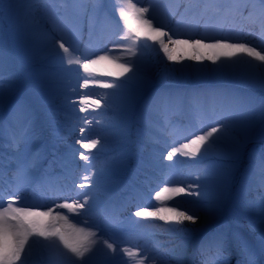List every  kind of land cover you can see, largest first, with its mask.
I'll list each match as a JSON object with an SVG mask.
<instances>
[{
  "label": "bare ground",
  "instance_id": "6f19581e",
  "mask_svg": "<svg viewBox=\"0 0 264 264\" xmlns=\"http://www.w3.org/2000/svg\"><path fill=\"white\" fill-rule=\"evenodd\" d=\"M99 1L98 10L85 9L86 15L93 17L89 23L93 25L95 20L100 18L102 9L111 10L123 5L126 9L121 19L131 38L128 40L123 37L124 32L117 28L118 34L105 40L107 45L91 53H85L76 47L72 51L66 50L65 46L68 45L64 46L65 40L49 27H44L45 17L41 12L26 6L17 15L19 23L15 26L14 33L9 36V44L16 54V76L24 84L23 87L30 86V89L33 87L34 90L31 89V95L23 100L24 104L28 105V108L21 112L22 117L26 119L24 126L15 127L17 117L7 116L6 126L0 128V136L13 135V138L22 139L28 144L34 139H44L53 149H58V157L54 161L74 184L72 192L68 194L70 199L63 202V207L66 211L74 213L81 212L70 202L84 206L100 203L99 206L105 208L104 213L109 202L106 198H118L119 202L123 199V208L134 202L132 194L137 193L136 187H144V183L131 188L129 185H121L116 174L127 173L125 167L131 159L114 158L124 153L128 156L133 150H145L142 154L147 162L145 166L154 172L156 177L151 180L153 187L148 190L149 196L139 197V200L131 205H134L137 217L150 220L151 228L156 231L150 235V241L146 244L154 253L152 255H156V247L151 242L158 241L162 243L159 250H177L184 264H195L193 258L183 253L192 249L196 234L208 231V228L201 227V222L197 220V211H200L206 221L215 222L226 219V216L234 220L229 230V245L234 253L226 249L221 251L223 258L213 264L238 262V258H243L245 254L243 241L236 234L243 228L236 223L248 214L253 215L247 208L256 203L254 197L258 191L264 193V176L260 174L264 171V160L254 161V155L249 150L243 156V150L249 145L252 129L264 127V101L257 102L251 97L257 98L255 91L264 95V42L261 48L253 49L249 44L241 42L239 32L247 34L246 36H253V33L264 35V7H260L253 0H229L225 5H218L217 0H201L202 6L218 10L219 17L228 14L235 16L236 22L240 23L236 29L233 28L234 23L231 25V34L195 35L193 31H182V28H194L198 19L208 23L205 15L198 14L199 10L187 15L181 7L179 10L172 9L171 13L176 14V17L167 19V10H160L161 0H113V4L107 0ZM66 4L69 6L66 14L77 11L75 6L70 9V2ZM154 6L158 11H164L160 13L159 19L154 17ZM64 11L66 8H62L59 13ZM119 14L121 16V10ZM113 17L117 22L116 13ZM164 17L166 21L171 22V26L165 24ZM66 20L69 21L68 18ZM227 21L220 23L226 25ZM89 23L78 24L80 26L77 33L84 36L86 33L83 31L87 30ZM96 25L99 28L98 24ZM72 26L75 27L73 23ZM171 27L176 31L171 30ZM215 28H218V24ZM37 31L41 35L44 32L48 34L35 42L33 37ZM72 45L74 46L73 43ZM106 46H115L116 50ZM130 48H136L137 52L134 53L140 55L143 60L135 59V56L130 60ZM217 73H221V79L216 77ZM36 75L42 78L28 81V77ZM170 77L173 79L170 80ZM229 80L231 83H228ZM15 82L7 80L5 85L0 86V117L5 116L7 90L13 88ZM254 82L261 83V87L251 91L245 90L246 92L243 90L245 84H255ZM216 92L226 93L222 95V98L227 100L226 105H216L213 98ZM179 94H185L180 102ZM147 100L152 103L159 102L161 106L147 104ZM187 100H191V104L198 107L197 116ZM169 107L174 111L167 110ZM222 113L229 115V119L221 118ZM170 118L176 122V126L194 127L186 135L171 139V133L163 128L164 123L162 124ZM32 120H35L33 123L39 120L42 128L32 125ZM24 129H30L32 135L24 134ZM146 129L159 133L161 138L152 137ZM171 131L175 132L173 129ZM149 143L156 144L159 148H154ZM84 145L87 148H83ZM104 146L110 148L102 150ZM7 147L13 149L11 161L16 163L23 151L22 147L12 144L8 146V143L0 141V160L2 148ZM39 148L45 150V144L36 146L35 153ZM61 154H69V161H60ZM90 154L98 156L91 163ZM190 156L195 161L201 160V167H194L191 164L193 162L189 161ZM160 159L186 162V167L176 165L177 170L186 168V171H181L183 176L176 180L166 181L168 176L165 166L168 164H162ZM34 160L31 154L27 163L31 165L30 168L33 167ZM132 161L139 164L141 160L133 157ZM1 163L4 165L6 161ZM207 163H213L216 169L223 170L218 175L220 184L229 182L234 174L228 167H241L233 198L228 197V190L224 188L207 191L198 185V181L189 180L196 169H199L196 172L216 171L206 167ZM79 165H83L84 169H78ZM20 171L19 168L14 176L19 178ZM145 176L148 177L147 174ZM11 181L10 185L14 186L13 180ZM134 181L135 184L140 182ZM189 182L195 186L187 184ZM116 188L119 189L115 195L113 190ZM157 198L170 207H175L169 208L173 214L162 215L155 212L157 204H154V200H158ZM222 203L232 207L233 211L221 209ZM191 206H196V210H191ZM22 214L32 228L47 227L48 234L44 236L53 246L60 239L65 240L57 228L67 231L69 236L85 231L84 227L75 223V216L64 220L56 213L49 217L39 209L22 211ZM251 228L254 226L251 225ZM163 230L168 231L167 234H159ZM2 235L0 225V240L4 239ZM102 244L105 245L101 243L97 247L98 250L91 248L85 255L88 258L95 256L98 261L104 259L98 262L100 264H142L137 256L123 254L125 246H131L128 241H113V245H107L106 248ZM210 246L211 249L215 247L214 244ZM199 250L203 251L200 248ZM49 264L62 263L53 257L49 259Z\"/></svg>",
  "mask_w": 264,
  "mask_h": 264
},
{
  "label": "rangeland",
  "instance_id": "374dc122",
  "mask_svg": "<svg viewBox=\"0 0 264 264\" xmlns=\"http://www.w3.org/2000/svg\"><path fill=\"white\" fill-rule=\"evenodd\" d=\"M70 1L71 5L75 4V1ZM253 1H256L257 5H259L260 7H264V0ZM61 2L65 3L67 2V0H0V86L5 85V82L9 80V78H11V81L17 82L13 84V88H8L7 90L5 98L8 99L9 102H13L17 98H24L26 96V92H31V89L34 90L33 87L30 89V86L28 85L27 86L29 88L26 89L27 91L25 90V88H23L22 82L21 80H19V78H17L14 69V66L16 64V54L13 52L11 45L9 44V36L14 33L15 26L19 23L17 15L26 6H37L40 8L39 10H36L37 12H41L48 15V18H52L54 16V13L59 11L58 8L65 6L62 5L58 7V3ZM109 2L112 3L113 0H109ZM218 2L219 4L224 5L226 4V2H228V0H218ZM116 9L117 8H115L114 10ZM119 9L125 10L126 8L122 5ZM130 12L128 14H130ZM40 35L41 34L37 31L36 35L33 37V40H38V37H40ZM216 77L218 79H221V73H217ZM41 78L42 76L36 75L28 77L27 79L37 80ZM169 79L172 80L173 78L170 77ZM228 83H231V81L229 80ZM254 83L255 84H245L242 87L244 88L243 90L251 91L255 90L257 87H261V83ZM255 95L257 96V98H255V96H251L252 98H254V101H264V95H262V93H258L257 91H255ZM83 148L85 147L83 146ZM248 149H250V151L254 153V159L260 161V158H258V154H260V156L264 158V127H262V129H260L259 127H254L252 129L247 150ZM188 158L191 159V156ZM163 160H161L160 162H164ZM210 166L215 165L210 164ZM227 169L234 172V175L232 177H236L240 170V166H237L236 168L228 167ZM221 171L223 172V170L217 169L215 172L205 174V176L207 175L212 178L217 177V175H219ZM200 178L199 175L191 177V179L193 180L198 179V185L203 187L204 190L213 191L223 188V185L219 184L208 185L205 182L201 181ZM235 180L233 179L234 183ZM231 185L233 184L231 183ZM230 190L232 191V189ZM254 200H256V203L253 206L247 208V210L252 213H257L258 215L250 217L248 214L246 218H241L236 224L240 225L244 230L243 232H238V235L242 239L248 237L250 239V244L252 245L246 249L244 247V252H254L256 253V255L254 254V256H249V253L245 259L240 260V264H264V196L254 197ZM221 206L223 207L224 203ZM169 208L175 207H170L167 203H163L158 205L154 211L159 212L162 215L173 214L172 211H169ZM231 210L232 209H230L229 211L231 212ZM197 215V220H199L200 222L202 220V214L198 212ZM141 218L142 219L140 220H133L131 217L126 218V221H128V228L134 225V222L138 224V228L144 226V224L147 223L148 220L143 217ZM227 218L229 219L228 216ZM0 225L2 226V236L4 237V239L0 240V264H49V259L53 257L57 258L64 264H98L99 262L97 260V257L92 256V258H88V256L85 255L89 253L91 248H93L94 250H98V242L96 243V241L90 238H76L73 235L69 236L67 231L61 230L60 228L57 229L59 230L58 233L64 236L65 240L61 241L60 239V242H57L58 244H56L55 246H46L49 243L47 237L44 236V234H47L46 231L43 228L39 227L32 228L24 219L22 210L12 203L0 208ZM210 225L213 229L212 231H219L224 226V224L217 225V222H213ZM251 225H253L254 228H251ZM228 230L229 227L226 228V230L222 233L224 235V240L225 238L229 237ZM166 232L168 231L163 230L161 231V234H166ZM84 255L86 259L84 258ZM196 262L202 263V260L196 259ZM208 264H213V262H210ZM232 264L238 263L233 262Z\"/></svg>",
  "mask_w": 264,
  "mask_h": 264
}]
</instances>
